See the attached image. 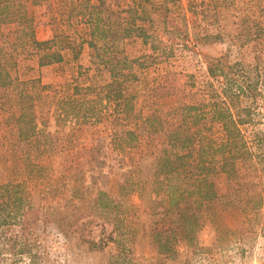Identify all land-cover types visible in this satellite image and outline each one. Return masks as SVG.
<instances>
[{
    "label": "trees",
    "instance_id": "trees-1",
    "mask_svg": "<svg viewBox=\"0 0 264 264\" xmlns=\"http://www.w3.org/2000/svg\"><path fill=\"white\" fill-rule=\"evenodd\" d=\"M50 1L0 0V128H4L0 135V172L12 180L23 179L0 186V225L19 222L21 227H28L34 210L28 206L30 192L25 186L38 185L53 176L51 166L44 161L54 155L53 138L38 127V96L33 91L39 81L21 79L20 57L36 55L38 66L45 67L62 63L65 49H71L76 58L84 44L83 40L76 46L56 30L50 40H37L27 4L38 6ZM234 1L200 0V13L208 16L220 7L234 6ZM57 3L62 5L61 14L67 24L75 20L85 25L93 72L86 86H74L70 99L57 101L58 122L107 120L113 148L136 152L137 177L127 188L118 185L117 198L131 190L138 195L147 217L143 235L157 253L167 260H178L179 249L195 252L202 229L208 224L221 227L225 213L259 210L262 202L257 192L247 200H242L241 195L255 185L250 179L264 163V144L253 151L241 127L252 122L254 110L249 101L256 98L259 86H264V69L261 75L256 65L255 78H251L241 71L240 62L230 65L220 58L208 59L207 80L195 92L191 75L180 84L178 74L167 72L146 86L147 111L137 110V97L130 89L139 82L135 71H141L145 61L129 59L119 45L139 38L153 53L171 55L177 44L175 34L179 32L174 15L179 0H130L125 6L119 0ZM258 14L260 21L247 16L239 18L238 32L245 37V43L251 37L259 38L264 51V0ZM58 39L63 40L59 48ZM211 39L215 40L205 34L191 44L192 48ZM104 108L108 110L105 114ZM258 135L264 143V132ZM97 147L90 148L85 157L86 162L100 167L103 161L97 158ZM77 173L68 174L67 182H59L63 189L71 185V195H77L79 190L72 186L78 180ZM219 180L225 183L224 194L219 193ZM92 204L118 219L124 212L122 204L102 190L95 192ZM50 214L40 208L34 221L51 219L57 230L65 234L68 219L57 218L53 211ZM86 243L90 251L102 250L104 246L94 238L86 239ZM10 251L17 256L29 253L24 248Z\"/></svg>",
    "mask_w": 264,
    "mask_h": 264
},
{
    "label": "rangeland",
    "instance_id": "rangeland-1",
    "mask_svg": "<svg viewBox=\"0 0 264 264\" xmlns=\"http://www.w3.org/2000/svg\"><path fill=\"white\" fill-rule=\"evenodd\" d=\"M129 2L119 0L121 6ZM199 2L179 0L174 8L179 32L175 34L177 44L171 55L165 57L153 53L139 38L125 40L119 45L129 59L141 58L145 61L144 68L135 71L139 82L130 89L137 97V110L143 108L147 111L149 97L146 86L152 83L153 78L167 72L178 74L180 84L186 80L185 76L191 75L195 84L192 92H195L207 80L208 59L220 58L230 65L240 62L243 65L241 71L251 78H255L256 71L253 69L257 65L260 74H263L264 51L261 41L251 37L245 43V37L238 32L239 18L247 16L250 20L260 21L258 8L263 0H235L234 6L218 7L216 13L208 16L201 15ZM189 3L193 9H189ZM61 6L57 0L38 6L27 4V13L33 18L37 40H50L56 30L76 46L83 40L84 44L76 58H73L71 49H65L62 50V63L45 67L38 66L36 55L30 57L24 54L20 57L18 71L21 79L39 81L36 91H33L38 96V127L53 138L54 155L50 160H46L48 157L44 160L51 166L53 176L51 180L38 185L30 183L25 186V190L30 192L28 206L34 210L26 225L28 227H21L19 222L0 225V264H264V163L250 179L255 185L241 195L242 200H247L257 192L258 200L262 202L259 210L246 214L236 210L225 213L221 227L206 225L199 234L198 249L187 253L180 248L178 260H167L157 253L143 235L147 217L138 195L131 190L126 196L119 200L117 198L118 185L127 188V184L137 177L136 152L133 149L119 152L113 148L112 130L108 128L107 120L82 121L81 124L71 119L58 122L57 101L70 99L74 86L83 88L93 74L90 68L92 51L85 43L88 40L86 27L75 20L67 24L61 14ZM205 34L212 35L215 40L201 42L192 48L191 44ZM56 43L59 48L63 40L58 39ZM147 57L153 59L147 60ZM257 94L254 100L249 101L254 110L252 122L241 127L253 151L259 144H264L258 135L264 132V86H259ZM107 112L104 108L103 114ZM41 122L45 125H40ZM3 130L0 128V135ZM96 145L99 150L97 158L103 161L100 167L97 163L86 162L85 157L89 149ZM77 171L78 180L72 186H77L79 190L77 195H71V185L69 187L67 184V188L63 189L59 182H67V175ZM21 180L9 179L6 173L0 172V186ZM219 182V193L224 194L225 183L222 180ZM97 190L107 192L122 204L124 212L121 218L102 213L93 206L92 199ZM40 208H45L50 215L52 211L56 212L57 218L68 219L66 233L59 232L51 219L34 221ZM115 226L118 227L114 230ZM90 238L103 244V249L90 251L86 243V239ZM20 248L29 253L17 256L10 251Z\"/></svg>",
    "mask_w": 264,
    "mask_h": 264
}]
</instances>
